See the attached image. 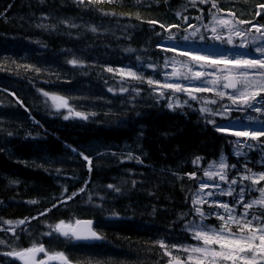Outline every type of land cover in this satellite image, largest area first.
I'll return each instance as SVG.
<instances>
[{
  "label": "trees",
  "instance_id": "obj_1",
  "mask_svg": "<svg viewBox=\"0 0 264 264\" xmlns=\"http://www.w3.org/2000/svg\"><path fill=\"white\" fill-rule=\"evenodd\" d=\"M260 4L264 0H0V264H23L6 254L40 243L73 264H166L170 256L161 241L170 252L196 244L185 224L199 219L192 200L200 165L225 155L229 166L262 170L264 138L237 157L235 138L216 133L197 108L211 94L169 109L145 83L107 68L152 63L163 71L165 61L179 58L156 47L168 25H179L171 29L179 37L215 15L234 14L250 22L240 24L249 32L252 24L264 25ZM44 93L67 99L72 113ZM77 111L88 119L75 117ZM75 219L93 220L103 241L76 244L43 235H58L56 223Z\"/></svg>",
  "mask_w": 264,
  "mask_h": 264
},
{
  "label": "snow or ice",
  "instance_id": "obj_2",
  "mask_svg": "<svg viewBox=\"0 0 264 264\" xmlns=\"http://www.w3.org/2000/svg\"><path fill=\"white\" fill-rule=\"evenodd\" d=\"M84 0H80V3H83ZM91 2V0H89ZM203 3L204 0H201ZM10 8L11 5H8ZM212 7H216L215 3L212 4ZM260 10H264V4L257 6ZM260 11H256L255 15H260ZM233 18H235V15ZM185 23L188 22L189 18L187 16L183 17ZM150 25L155 26L158 21L150 20L148 21ZM240 24L250 23L243 19L239 20ZM218 24L223 25L228 31L227 38L224 35L217 34L215 27L211 29V34L207 32L199 36V41L207 42L209 39L213 42H219L222 45H228L233 47H239L241 49L247 50V42L244 39H241L238 44L233 42V33L235 36H240L241 33L238 30L233 29L231 26V20L229 19H220ZM39 27H47L46 25H38ZM191 26V25H190ZM176 27L179 29V25H168L167 38L161 37L156 47L162 48L164 52H178L181 56L189 57L190 61H205L210 66L211 70L209 71H192V67L189 63H182L180 69H175L173 75L180 77L181 79L173 81H165L160 83L159 80H154L151 77L146 79V83L149 86L158 85L162 89H170L173 93H187L192 101H196L197 97L194 93H208L212 92V85L214 87H219L222 90L215 92V96L218 99L212 100L211 104L218 105L213 110L209 107L200 108L201 113H205L204 116L205 122L207 125H211L213 130L216 133L228 134L237 138H251L253 141L259 140L260 137L264 136V127L259 129H250V128H241L233 129L229 127L228 123L217 122L216 116H219L221 121L228 120L229 123H236L235 119H231L230 113L232 112H248L253 111L259 114L258 117L248 116V120L255 119L257 123L264 125V95H261L264 92V34L261 35L259 42L254 43V53L259 55H253L252 57H246L240 53L236 55H218L213 56L208 53H199L192 52L189 49H178L177 45L180 40L188 41L190 36H195L196 33L193 31L190 35L180 33V36H174L171 34V29ZM161 30H165V25L163 23L159 24ZM155 30V29H153ZM95 31V29H93ZM186 31V30H185ZM260 31V28H257V32ZM160 34L157 33V36ZM127 51H132L127 49ZM139 59V57H137ZM73 66L77 65L78 61L73 59L69 61ZM173 64L178 63L176 60L172 61ZM167 64V61H165ZM224 65L222 69H219V65ZM144 65H141L143 69ZM147 67L152 69L153 74H155L156 66L152 63H148ZM203 67V65H202ZM219 70V75H215L213 79H207L208 77L213 76L215 71ZM107 71H113L112 68H107ZM120 71L122 74L137 79L141 84L145 82V79L142 75L138 76L136 71H132L131 67L121 68ZM188 81L189 86H186L183 81ZM200 81L199 84H193V81ZM238 85L240 87H238ZM226 89H232L233 91L227 93L224 91ZM135 90V89H134ZM109 92L112 91L111 88L108 89ZM127 88H122L121 92H127ZM45 96L48 93H44ZM164 94L161 93L158 97H153V99L159 101L163 98ZM225 96L227 101L230 103H225ZM259 97V99H257ZM51 100L53 101L54 106L57 109L67 108L69 113H72V109L68 107V100L61 96L52 95ZM187 103V101H185ZM206 104L208 102H205ZM167 107L172 109L174 107L173 103H167ZM75 117L80 119L87 120L88 116L82 112H75ZM64 120H68L69 116L64 115ZM36 123H39L38 121ZM231 143V142H230ZM237 146L236 154L239 156L242 153L240 148L242 146L241 140L237 139L234 142ZM249 150L253 148V145L247 144ZM264 150V149H262ZM72 151H75L73 149ZM82 156L83 160L86 161L89 165L91 160L87 155H84L82 152L79 153ZM131 158V157H130ZM199 157L193 161V164H196L199 161ZM137 162H140L137 158ZM236 169L239 172L236 164L229 166L223 159L219 162L218 168L215 170H205L203 172L204 177H207L208 180H200L199 187L201 190L213 188L216 189V192L208 191L207 196H214L218 193L219 196H233V192L236 191V188L239 189L236 196H233L232 204L228 202H222L219 199H214L212 201H207L206 199H193L192 204H203L209 203L210 208L215 207L214 211H209L205 213L201 210L200 207H195L194 212L199 216V223L189 221L185 224V229L192 232V239L201 242L199 246L185 245L182 246L183 251L188 253L185 260H181L178 256H173L168 264H260V261H264V212H261L259 216L256 214H251L248 212V209L252 207L253 202L244 201V193L246 187L250 189V185H244L243 181L250 180L251 184H257L259 181H264V172L253 175H241L238 179L234 173L233 178L228 180L227 169ZM246 167V163H245ZM91 172V168L88 169ZM190 179L196 178V172L187 173ZM218 181L228 184L227 188H221ZM208 181H213L210 185ZM87 183V182H86ZM135 184V181H133ZM236 186V188H233ZM108 188H113L114 186L109 184ZM83 192L84 189L79 190ZM115 191L119 192V188H115ZM260 192V203H264V188L258 190ZM77 193L73 192L67 197L68 200H72ZM199 195V193H198ZM91 201V196L88 197ZM63 202V201H62ZM29 203H35V201H30ZM52 207H56L55 204ZM240 208L241 211L237 214L236 209ZM223 210V212L220 211ZM46 211H51L47 209ZM41 216L45 215V212L40 213ZM115 215V214H114ZM215 216L216 220L219 221L217 225H209L205 223L207 219ZM251 216V219H249ZM36 217H33L35 219ZM253 221L256 223L253 224ZM20 223H24L23 220ZM93 220H81L75 219L74 223H65L64 220H60L59 223L54 225V232L58 235H53L52 233H46L43 235L49 236L51 239L60 240L61 237L64 238V241L68 243L73 242H93L102 240V236L93 230ZM232 225L236 226V231L232 230ZM52 227V226H50ZM7 231V230H6ZM15 240H18L19 237L13 234ZM15 240L13 241L15 243ZM61 241V242H64ZM4 240H0V244H4ZM176 247V244L171 245ZM160 248L165 249L164 255L171 256V252L168 251V246L161 241ZM43 253L44 258L37 259V254ZM8 256H15L23 264H48L49 261L59 260L61 264H70L68 258L64 255L63 252H53L49 254L43 243L39 245L33 244L32 247L24 248L20 251H12L7 253Z\"/></svg>",
  "mask_w": 264,
  "mask_h": 264
},
{
  "label": "rangeland",
  "instance_id": "obj_3",
  "mask_svg": "<svg viewBox=\"0 0 264 264\" xmlns=\"http://www.w3.org/2000/svg\"><path fill=\"white\" fill-rule=\"evenodd\" d=\"M220 19H229L231 20V26L233 27V29L235 30H238L241 35L240 36H235L234 33H233V42L234 44H238L239 41L241 39H244L246 42H247V50L245 49H241L239 47H233V46H228V45H222L221 43L219 42H216V43H213L210 39L207 41V45H198V44H195L192 40H188V41H181L178 43L177 45V48L178 49H189L191 50L192 52H199V53H208V54H212L213 56H218V55H227V54H231V55H236L237 53H240L246 57H252L254 54L255 55H259L257 53H254V41L255 42H259V39L261 37L262 34H264V29H260L259 32L256 33L255 36L253 37H249L238 25L237 23V20H235L232 16H229V15H216L210 22V27H207V30L204 32V33H208L209 35L211 34V29L213 27L216 28L217 30V34H221V35H224L225 38H227L228 36V31L225 29V27L223 25H220L218 24V20ZM257 28H260V27H257V26H253L252 29L256 30L257 31ZM179 58H172L169 62H168V65H167V68L166 70L164 71V73L160 76V77H156L155 74L153 73H150L148 74L147 71H139L137 72V75L140 76L142 75L144 77V79L146 80L147 78L151 77L152 79L154 80H159L160 83H163L165 82L166 80L167 81H173V80H177V79H181L180 77L176 76V75H173L174 73V70L175 69H180L181 68V65L182 63H189L190 66L192 67V71L195 72V71H209L207 70V67L205 66L207 64V62L205 61H200V62H197V61H190L189 60V57L187 56H181L179 55L178 52H174ZM173 60H176L178 63L176 64H173L172 61ZM203 65V67H202ZM147 70H152L148 67H145ZM127 70V68H125ZM119 69L117 70H114V72L116 74H119L120 76L122 77H125V78H128V79H132L134 80L132 77H129L127 75H124L122 74L120 71H118ZM132 71H135L133 69H131ZM215 75H219V70L215 71L213 73V76L211 77H208L207 79H213ZM137 80V79H136ZM183 83L186 85V86H189V82L188 81H183ZM193 84H199L200 81H193L192 82ZM155 86H158V85H155ZM159 87V86H158ZM209 87H212V92H208L206 94H211V97H208L206 100H204L203 104L201 105V108L202 107H209V108H212L213 110L215 109V107H217L218 105H213L211 104V101L212 100H215V99H218L216 96H215V92L218 91V90H222L220 89L219 87H214L212 85H209ZM158 93H163L164 95L166 94H169L171 97L173 96L175 98V96H179L180 94L182 93H173L172 90L170 89H162V88H158L156 89ZM226 92V94L228 93L226 90H224ZM264 93V92H262ZM261 93V94H262ZM202 94V93H200ZM51 96L52 95H49V99L51 100ZM258 98V97H257ZM52 101V100H51ZM53 102V101H52ZM170 103H173L174 106H177V105H180L181 103L178 101V100H174V99H170L169 101ZM205 102H208L207 104ZM225 103H230L229 101H227V98L225 96ZM233 113V112H232ZM230 113V117L231 119H235L236 120V123L232 124V123H229L228 120H224L223 122L224 123H228L229 124V127L230 128H233V129H241V128H250V129H259L261 127H264V125H261L259 123L256 122L255 119H252V120H248L247 117L248 116H252L251 113L248 112H237V114H235L234 116L235 117H232ZM217 118L220 119L219 116H216ZM254 117V116H252ZM250 138V137H249ZM239 140H242V138H238ZM246 139V138H245ZM247 147L246 144L243 143V145L241 146L240 148V152L243 151V149H245ZM223 159L225 162V158H221ZM221 159L218 161V162H214L211 164L210 168H208L207 170H215L218 168V165H219V162L221 161ZM258 176V175H257ZM233 177V176H231ZM230 179V177H229ZM232 179V178H231ZM230 179V180H231ZM206 180H208V178L206 177ZM229 180V182H230ZM216 182H219L220 183V187L221 188H227L228 187V184L224 183V182H220L218 181V177L216 178ZM208 183L211 185L213 183V181H208ZM233 188H236V186H233ZM249 190V188L246 187V191ZM208 191H213V192H216V189H213V188H209V189H199L198 193L196 194L195 196V199H201V200H204L206 199L207 201H212L214 199H219L220 201H222V196H219L218 193L214 196H207L206 193ZM229 201V198L226 197V202ZM223 202V201H222ZM251 202V201H250ZM205 204V203H203ZM203 204H197L199 207L202 206ZM252 206H262L264 207V203H260V198L259 200L255 201V203H252ZM211 211H214L215 210V207L212 206L210 208ZM203 211V210H202ZM221 212H223L222 209H220ZM199 223V221L197 222ZM206 223V221H205ZM196 246H199V245H196ZM188 255V253H185L183 251V248H173L172 249V252H171V259L173 256H182V255ZM37 256H39V254H37ZM261 262V261H260ZM264 264V263H263Z\"/></svg>",
  "mask_w": 264,
  "mask_h": 264
},
{
  "label": "water",
  "instance_id": "obj_4",
  "mask_svg": "<svg viewBox=\"0 0 264 264\" xmlns=\"http://www.w3.org/2000/svg\"><path fill=\"white\" fill-rule=\"evenodd\" d=\"M229 91H233L232 89H228ZM93 226V225H92ZM83 242V241H81ZM95 242H98V241H93V242H85V243H95Z\"/></svg>",
  "mask_w": 264,
  "mask_h": 264
}]
</instances>
